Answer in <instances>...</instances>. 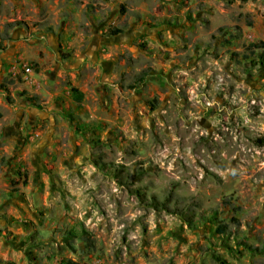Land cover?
Returning <instances> with one entry per match:
<instances>
[{
	"label": "rangeland",
	"instance_id": "obj_1",
	"mask_svg": "<svg viewBox=\"0 0 264 264\" xmlns=\"http://www.w3.org/2000/svg\"><path fill=\"white\" fill-rule=\"evenodd\" d=\"M0 45V264H264V0H0Z\"/></svg>",
	"mask_w": 264,
	"mask_h": 264
},
{
	"label": "trees",
	"instance_id": "obj_2",
	"mask_svg": "<svg viewBox=\"0 0 264 264\" xmlns=\"http://www.w3.org/2000/svg\"><path fill=\"white\" fill-rule=\"evenodd\" d=\"M1 50H3V48H2V46L0 45V51H1ZM70 90H71V92L73 93V97L75 98V100H76V101H80V100H81V96H82L81 93H80V91L77 90L75 87H71ZM137 193H139V192H137ZM158 204H159L160 206L164 205V204H162V203H158ZM150 205L153 206V207H155V206L157 205V202H156L155 200H152V202L150 203ZM178 214L181 215V212H179ZM191 220H192V217L189 216L187 222H188V221H191ZM210 222H211V223H215V227H214V229H215L216 233H218V234H220V235H224V234L227 233V227H226V224L222 223L219 219H217V218H213ZM246 248H247L248 250H255V251H258V252H259V251H264V246L259 247V248H257V247L252 248V247H250V246H246Z\"/></svg>",
	"mask_w": 264,
	"mask_h": 264
},
{
	"label": "built area",
	"instance_id": "obj_3",
	"mask_svg": "<svg viewBox=\"0 0 264 264\" xmlns=\"http://www.w3.org/2000/svg\"><path fill=\"white\" fill-rule=\"evenodd\" d=\"M14 69V68H11ZM22 72H29V68L25 66L24 64L21 66Z\"/></svg>",
	"mask_w": 264,
	"mask_h": 264
}]
</instances>
